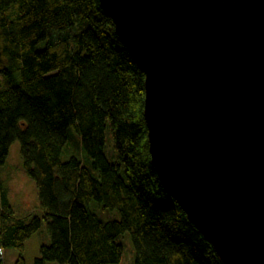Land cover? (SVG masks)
<instances>
[{
  "label": "trees",
  "instance_id": "1",
  "mask_svg": "<svg viewBox=\"0 0 264 264\" xmlns=\"http://www.w3.org/2000/svg\"><path fill=\"white\" fill-rule=\"evenodd\" d=\"M144 84L98 0H0V170L17 143L38 199L0 179V264L43 226L33 264H119L123 235L129 264H225L151 165Z\"/></svg>",
  "mask_w": 264,
  "mask_h": 264
},
{
  "label": "water",
  "instance_id": "2",
  "mask_svg": "<svg viewBox=\"0 0 264 264\" xmlns=\"http://www.w3.org/2000/svg\"><path fill=\"white\" fill-rule=\"evenodd\" d=\"M145 76L161 187L225 264H264V0H98Z\"/></svg>",
  "mask_w": 264,
  "mask_h": 264
},
{
  "label": "rangeland",
  "instance_id": "3",
  "mask_svg": "<svg viewBox=\"0 0 264 264\" xmlns=\"http://www.w3.org/2000/svg\"><path fill=\"white\" fill-rule=\"evenodd\" d=\"M3 166L6 171L0 170V179L5 181L7 183L5 184L8 185L9 200L15 214L25 216L26 214L36 212V207L38 206L37 192L34 183L23 171L17 143H14L11 146L8 157ZM119 240L123 247V255L119 264H129L131 259L133 261L130 240L128 236L124 235L120 237ZM48 243L49 239L43 226L41 230L38 233L33 234L25 244L23 252L25 264H33L34 258L38 256L39 248ZM18 256L16 250L5 249L4 264H16Z\"/></svg>",
  "mask_w": 264,
  "mask_h": 264
},
{
  "label": "built area",
  "instance_id": "4",
  "mask_svg": "<svg viewBox=\"0 0 264 264\" xmlns=\"http://www.w3.org/2000/svg\"><path fill=\"white\" fill-rule=\"evenodd\" d=\"M0 256H3V250L0 249Z\"/></svg>",
  "mask_w": 264,
  "mask_h": 264
}]
</instances>
